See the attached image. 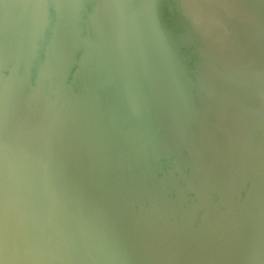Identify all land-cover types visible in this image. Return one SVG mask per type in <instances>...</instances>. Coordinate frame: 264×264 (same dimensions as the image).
<instances>
[{
  "label": "water",
  "instance_id": "water-1",
  "mask_svg": "<svg viewBox=\"0 0 264 264\" xmlns=\"http://www.w3.org/2000/svg\"><path fill=\"white\" fill-rule=\"evenodd\" d=\"M0 264H264V0H0Z\"/></svg>",
  "mask_w": 264,
  "mask_h": 264
}]
</instances>
